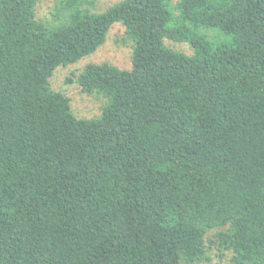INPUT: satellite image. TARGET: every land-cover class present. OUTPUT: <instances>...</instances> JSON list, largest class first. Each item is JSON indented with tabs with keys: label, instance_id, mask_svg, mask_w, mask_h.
<instances>
[{
	"label": "trees",
	"instance_id": "1",
	"mask_svg": "<svg viewBox=\"0 0 264 264\" xmlns=\"http://www.w3.org/2000/svg\"><path fill=\"white\" fill-rule=\"evenodd\" d=\"M94 5L0 0V264H264V0ZM116 23L131 68L73 73L78 118L51 79Z\"/></svg>",
	"mask_w": 264,
	"mask_h": 264
},
{
	"label": "rangeland",
	"instance_id": "2",
	"mask_svg": "<svg viewBox=\"0 0 264 264\" xmlns=\"http://www.w3.org/2000/svg\"><path fill=\"white\" fill-rule=\"evenodd\" d=\"M61 0H38V14L42 19L50 18L56 4ZM123 0H94L95 5L91 7L94 12L106 11L109 7ZM179 0H172L175 5ZM210 38L220 39L216 31L203 30ZM221 36V35H220ZM132 43L127 39L125 27L121 23H116L107 35L106 42L93 54L84 57L74 65L59 68L51 79L52 89L62 92L71 100L74 114L78 118L91 119L99 117L106 100L101 95H86L82 92L77 83L68 82L73 73L82 71L89 64L109 63L122 70L131 68ZM211 234V233H210ZM221 252L215 247L208 248L207 257L202 264H232V253L225 252L220 257Z\"/></svg>",
	"mask_w": 264,
	"mask_h": 264
}]
</instances>
